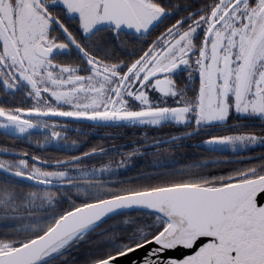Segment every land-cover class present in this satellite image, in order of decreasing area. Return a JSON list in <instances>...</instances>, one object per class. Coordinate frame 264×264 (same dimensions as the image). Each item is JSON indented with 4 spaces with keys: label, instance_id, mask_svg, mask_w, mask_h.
<instances>
[{
    "label": "snow or ice",
    "instance_id": "obj_1",
    "mask_svg": "<svg viewBox=\"0 0 264 264\" xmlns=\"http://www.w3.org/2000/svg\"><path fill=\"white\" fill-rule=\"evenodd\" d=\"M0 136V264H264V0H0Z\"/></svg>",
    "mask_w": 264,
    "mask_h": 264
},
{
    "label": "trees",
    "instance_id": "obj_2",
    "mask_svg": "<svg viewBox=\"0 0 264 264\" xmlns=\"http://www.w3.org/2000/svg\"><path fill=\"white\" fill-rule=\"evenodd\" d=\"M119 128H116V131L118 130ZM165 129L167 130H170V135H175L179 132H182L184 131V129L182 128H179L177 126H171V125H166L165 127L163 128H154L153 130L155 131H158V132H163ZM132 128L129 127L128 128V132H122V135L120 136L121 138L123 139H128L130 138V136L132 135V132H131ZM216 132L217 134H222V131H214ZM74 134H76L75 136H81V138H83V134L82 133H77V132H74ZM169 135H165V136H160V137H157L158 139H165L167 138ZM207 135H204L202 134L201 136H196V137H189L185 140V142L183 144H180L179 141H177L176 143L181 145V147H177L175 149L174 152H161V157L163 158H174L175 160L177 161H180V162H184L186 163L189 159H191L194 155L197 156V157H203V158H209V157H212V156H224V155H229V154H232V150H227L223 153L221 152H208V151H205L203 148H195L194 145L199 142V140H202L206 137ZM88 140L90 143H99L101 141H104L107 139V138H104V139H101V138H97L95 135H89L88 137ZM5 138L3 136H0V144H4L5 143ZM101 139V140H100ZM139 139L140 140H143L142 136H139ZM250 148V152L245 150V151H240V152H237L235 153L236 156L238 157H241V156H248L250 154H259L261 153L262 151H264V148H262L260 145H256V146H251L249 147ZM149 156H151L153 159H154V156H153V151L152 152H149ZM115 159L116 160H119L120 157L119 155L115 156ZM147 159V156H138L137 159L135 160H132L130 162V164L128 165V167L132 170L130 171L129 173H126V174H132V172H134L135 170H139V169H142L145 165H148L150 164L152 161H148Z\"/></svg>",
    "mask_w": 264,
    "mask_h": 264
},
{
    "label": "flooded vegetation",
    "instance_id": "obj_3",
    "mask_svg": "<svg viewBox=\"0 0 264 264\" xmlns=\"http://www.w3.org/2000/svg\"><path fill=\"white\" fill-rule=\"evenodd\" d=\"M231 124V122H229ZM86 130H89V135H95L97 138H101V139H104V138H107L105 140V146H111V145H117V146H124L125 147V150H131L133 147H134V142H141V143H144L143 140H140L139 139V136H141V133L145 131V129L143 128H132L131 132H132V135L130 136V138L128 139H123L121 138L120 136L122 135V132H128V128H123V129H118L116 131V128H99V129H95V130H92L91 129V126L90 125H85L84 126ZM154 128L152 129H148V135L149 137H152V138H156L158 139L157 137H160V136H165V135H170V130H167L165 129L163 132H158V131H155L153 130ZM215 130H211V134H217L216 132H214ZM222 134H226L224 131H222ZM222 134H219V135H222ZM76 134H74V132H71L70 133V136H69V140L71 139H76L77 136H75ZM176 135V134H175ZM5 138V137H4ZM38 138V137H34L33 138V141H27V140H16V141H10L8 140L7 138H5V143L4 144H8V145H15L17 148H29L30 146L31 147H34V141L35 139ZM42 139V137H39ZM207 136L204 138L206 139ZM100 139V140H101ZM166 139V138H165ZM202 139V140H204ZM186 139H183V140H180L179 143L180 144H183L185 142ZM202 140H199V141H202ZM150 143V141H149ZM149 152H152L151 149H149ZM45 154L51 158H55L57 156H62L63 153L57 151L55 148H47L45 150ZM117 156V155H116ZM147 159L148 161H152L153 158L151 156H147ZM107 178V177H105Z\"/></svg>",
    "mask_w": 264,
    "mask_h": 264
},
{
    "label": "rangeland",
    "instance_id": "obj_4",
    "mask_svg": "<svg viewBox=\"0 0 264 264\" xmlns=\"http://www.w3.org/2000/svg\"><path fill=\"white\" fill-rule=\"evenodd\" d=\"M207 139V138H206ZM205 140V139H204ZM258 145V144H257ZM251 146H256V145H250L249 147H251ZM228 150H231V149H228Z\"/></svg>",
    "mask_w": 264,
    "mask_h": 264
}]
</instances>
